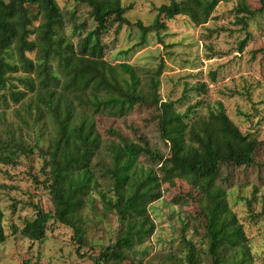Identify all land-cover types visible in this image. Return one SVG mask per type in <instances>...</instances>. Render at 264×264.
<instances>
[{
    "label": "trees",
    "instance_id": "trees-1",
    "mask_svg": "<svg viewBox=\"0 0 264 264\" xmlns=\"http://www.w3.org/2000/svg\"><path fill=\"white\" fill-rule=\"evenodd\" d=\"M74 1L89 6L93 27L78 21L76 10H64L57 0H0V105L11 100L23 110H15L22 123L16 126L0 117V161L16 163L15 149L27 150L17 133L31 125L30 119L42 134L49 131L45 146L39 144V135L36 143L43 155L54 210L37 207L35 218L22 228L23 235L43 241L50 220L63 223L74 231L77 255L86 257L89 254L82 252L86 242L82 210L90 190L95 189L105 205L117 212L123 226L115 242L90 258L93 264L123 263L135 245L153 234L152 203L161 198L163 186L185 178L197 193L187 192V197L198 200L205 216V254L210 264H253L251 241L229 199L222 167L254 164L260 140L240 129L222 100L195 116L198 104L181 112L176 101L164 100L159 93L162 67L150 70L124 61L113 64L105 58L108 46L103 34L111 26L119 31L132 23L125 15L123 0ZM168 1L157 8L151 24L136 22L142 42L149 32L167 30L166 20L178 15L188 16L197 25L207 23L225 0ZM259 1L255 10L245 0L235 8L237 23L245 29L239 51L252 36L247 19L264 12V0ZM212 75L216 79V73ZM196 88L206 91L207 86L201 83ZM137 104L156 107L160 136L169 146V154L147 141L136 142L111 130L120 141L106 147L109 153L102 177L109 180L110 187L101 189L94 160L103 140L93 113L86 110L120 117ZM142 155L152 164L145 165ZM255 216H264V209ZM3 222L0 206V242L7 238ZM182 243L186 264H199L195 242L184 236Z\"/></svg>",
    "mask_w": 264,
    "mask_h": 264
},
{
    "label": "rangeland",
    "instance_id": "rangeland-1",
    "mask_svg": "<svg viewBox=\"0 0 264 264\" xmlns=\"http://www.w3.org/2000/svg\"><path fill=\"white\" fill-rule=\"evenodd\" d=\"M57 1L64 10L75 9L78 21L85 22L87 27L95 25L87 4L74 0ZM240 1L220 2L205 24L197 25L186 15L166 20L167 30L149 32L142 42L136 22L141 20L144 24H151L157 8L169 1L123 0L125 15L132 23L123 25L119 31L115 25L111 26L102 38L108 46L105 58L110 63L124 61L150 70L162 67L159 93L164 100L176 101L181 112L189 105L198 104L193 115L207 113L216 100H222L227 113L240 129L260 140L254 164L223 165L222 169L229 199L251 241L253 264H264V216H255L264 209V12L247 19L252 36L245 49L239 51V42L245 36V29L237 23L235 11ZM245 1L250 10L260 6L259 0ZM38 23L39 20L34 22L35 25ZM69 28L67 26V31ZM213 72L216 79H213ZM201 83L206 84V91L197 90L196 86ZM16 109L23 112L21 105L11 100L1 104L0 117L16 126L21 121L15 114ZM86 112L93 113L103 140L102 149L94 160L101 189L110 187L109 180L102 177V165L108 158L106 147L120 141L111 130L136 142L147 141L151 147L169 154V146L160 136L154 105L137 104L120 117L95 113L91 109ZM30 124L17 133L25 140L27 150L15 149L16 163L0 161V206L7 235L6 240L0 242V264H23L27 260H30L29 264H93L90 255H98L115 242L123 226L117 212L105 205L95 189L90 190L82 210L86 238L82 252L89 254L86 257L77 255L74 231L63 223L50 220L43 241H32L22 233L26 222L35 218L37 207L45 212L54 210L43 155L36 143L39 135V144L45 146L49 131L42 134L33 119ZM141 161L145 165L152 164L146 155L141 156ZM191 185L189 179L178 178L163 186L161 198L152 203L153 234L144 243L135 245L120 264H186L184 236L199 247V264H210L205 254V216L198 200L187 197V192L197 196ZM139 229L142 230L141 226Z\"/></svg>",
    "mask_w": 264,
    "mask_h": 264
}]
</instances>
